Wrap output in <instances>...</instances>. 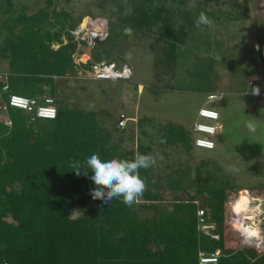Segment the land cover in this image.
I'll return each mask as SVG.
<instances>
[{
  "label": "trees",
  "instance_id": "obj_1",
  "mask_svg": "<svg viewBox=\"0 0 264 264\" xmlns=\"http://www.w3.org/2000/svg\"><path fill=\"white\" fill-rule=\"evenodd\" d=\"M154 2L130 0L133 8L121 20L134 34L161 23V32L170 38L167 58L173 61L176 44L184 42L187 33L183 25L177 29L170 19H163L164 8H152ZM119 9L123 11L124 5ZM44 10L29 12L26 5L16 7L13 0L0 1V54L8 59V68L0 75V113L5 110L12 121L7 125L0 118V264H264V248L250 244L253 241L235 228L244 231L235 200L245 187L223 175L213 177L205 160L195 170L188 163L180 168L182 161L178 170L169 163L160 167V159L155 166L140 169L147 188L131 207L116 198L108 205L92 199L89 193L95 185L85 166L92 154L102 160H131L137 152L168 155L163 149L172 147L191 156L198 147L191 129L168 121L159 127L158 137L166 142L159 141L158 154L139 135L127 134L128 123L122 127L114 120L106 125L96 111L61 105L56 95L59 82L79 67L88 69L91 60L75 61L77 22L72 13L54 9L55 21L47 22ZM184 13L190 18L192 14L198 17L200 11ZM85 19L86 26H94L84 14L80 27ZM100 21L104 27L105 20ZM54 22L60 24L55 31ZM120 35L121 29L110 22L106 39L94 46L93 60L114 63L119 59L113 48ZM156 64L164 67L159 59ZM11 93L56 95L57 116L36 125L42 120H32V114L8 104ZM144 122L140 118L136 124L140 128ZM74 161L88 174L77 176L71 167ZM204 167L208 172L203 178ZM240 206H244L242 201ZM218 250L215 262H201V253L211 255Z\"/></svg>",
  "mask_w": 264,
  "mask_h": 264
},
{
  "label": "rangeland",
  "instance_id": "obj_2",
  "mask_svg": "<svg viewBox=\"0 0 264 264\" xmlns=\"http://www.w3.org/2000/svg\"><path fill=\"white\" fill-rule=\"evenodd\" d=\"M13 1L16 7L26 5L29 12L44 7L47 22L55 21L54 9L72 13L77 22V30L73 32L77 41L74 55L77 63L93 60L94 46L100 39H106L110 22L117 30L121 29L113 48V54L119 59L114 63L119 69L127 67L130 76L120 81H100L89 77L79 67L70 73L68 79L59 82L56 95L61 105L96 111L99 120L106 125H111L114 120L119 124L125 115L129 118L127 134L139 135L158 154L161 151L160 125L173 121L190 129L199 120L200 107L218 110V121L200 119L222 124L221 130L213 137L214 149L196 148L191 156H187L174 147L165 148L163 151L169 153H162L163 159L158 161V166L169 163L170 168L178 170L182 161L184 165L180 168L188 163L195 170L197 164L205 160L213 177L223 175L245 187L236 200V205L239 199L244 204L241 209V206L237 207L238 218L250 238L264 239L257 222L259 205L256 207L250 202L251 196H264V0H186V3L155 0L151 7H163V19H170L177 29L183 25L187 33L184 42H177L173 61L167 58L170 38L166 31L161 32V23L134 34L133 28L121 20L133 8L130 0ZM240 4H247V8L239 7ZM122 5L124 10L120 11ZM190 9L204 12L212 20V27L197 28L194 24L196 15L188 18L184 13ZM84 14L91 17L94 26H86L89 17L82 27L79 26V19ZM238 14L242 18H234ZM99 19L105 20L104 27ZM89 27L94 29L89 30ZM59 28L60 24L55 23L53 30ZM126 28L131 29L130 35L125 34ZM83 40L87 43L83 44ZM57 46L52 44V47ZM169 57H172L171 53ZM158 59L164 62V67L156 64ZM7 68L8 59L0 54V75ZM257 88L259 93L254 94ZM1 93L0 105L3 103ZM210 93H223V96L208 101ZM2 115L6 116V113L3 111ZM140 118L145 122L139 128L136 123ZM41 120L35 122L36 125L49 122ZM250 120L257 126L254 133L246 127ZM141 129L145 133L142 134ZM227 168L238 171H226ZM208 169L203 168V178ZM204 231L209 232L206 227Z\"/></svg>",
  "mask_w": 264,
  "mask_h": 264
},
{
  "label": "clouds",
  "instance_id": "obj_3",
  "mask_svg": "<svg viewBox=\"0 0 264 264\" xmlns=\"http://www.w3.org/2000/svg\"><path fill=\"white\" fill-rule=\"evenodd\" d=\"M194 24L197 28H203L205 26L211 28L213 22L204 12H200L198 17L194 19ZM125 34L130 35L131 29L126 28ZM124 69H128V68L123 67L119 70L124 71ZM127 74H129L130 76V73L127 72ZM129 76L127 75L113 76L111 79L128 78ZM258 93H259V89L258 88L254 89V94H258ZM198 118L199 120L201 119L199 115ZM207 121H211V120H207ZM194 123L191 127V130L193 132V137L195 139V136H199V135L195 133L193 130ZM208 123L215 124L216 122H208ZM220 125L222 128V124ZM246 127L250 132L253 133L256 132L257 130L256 124L251 120L246 122ZM221 128L218 130V132L221 130ZM216 134L212 136V139ZM213 141L215 142L214 139ZM160 142L165 143L166 141L161 140ZM193 143L198 148L211 150L216 147V142H215V146L212 148L196 145L194 140ZM157 159H163V157L162 156L155 157L151 154H140L139 152H137L135 154L134 159L131 160L118 159V158H110V159L102 160L98 154H92L90 157L86 158L85 160V166L89 169V171L92 172V175L90 176V180L95 185V188L91 189L89 194L91 195L93 200L99 199L107 205L114 198L120 199L124 205L129 207H131L134 203H139L147 188L146 181L140 176V169H148L150 167L155 166L157 163ZM71 167L73 168V171L77 176H80L83 173L80 170L81 165L79 162L74 161ZM226 171H238V169L227 168ZM88 172L83 174L87 175ZM232 210L234 214L235 212L234 206H232ZM238 231L242 234L244 238L243 232L241 230ZM250 244H256L255 239Z\"/></svg>",
  "mask_w": 264,
  "mask_h": 264
},
{
  "label": "built area",
  "instance_id": "obj_4",
  "mask_svg": "<svg viewBox=\"0 0 264 264\" xmlns=\"http://www.w3.org/2000/svg\"><path fill=\"white\" fill-rule=\"evenodd\" d=\"M87 63V62H86ZM80 64V63H78ZM89 74V77L95 79V80H109L113 76H122L127 75V72H129V69H124V71H121L117 68V65L115 63H105L103 61H94L91 60L90 66L88 69H83ZM57 78V76H54ZM7 89V86L4 87V90ZM264 95V94H263ZM221 96H223V93H210L208 95V101H213L215 99H219ZM55 96H52L50 94H41L36 96H25L18 93H11L9 94L8 104L14 108H18L28 114H32V120L35 119H54L57 116V107L55 105ZM1 107V106H0ZM5 113L6 111L3 110ZM2 111V112H3ZM1 112V114H2ZM198 115L201 119L211 120V121H217L220 118V112L213 108L208 107H201L198 111ZM7 117V118H5ZM1 120H3L7 125H12L11 119L8 117L7 113L6 116L2 115ZM125 115L119 120L120 126H125L127 124V121L129 118ZM221 128V125L217 122L215 124L208 123L203 120H199L194 123L193 130L195 133H197L199 136H195L194 142L196 145L204 146L208 148H212L215 146V142L212 139V136L218 132V130ZM205 133V134H204ZM257 195V194H256ZM255 203L256 207L259 205V209L257 210V213L259 214L257 216V222L259 225V230L261 233V236L264 237V231L262 229V225L264 223V196H251V204ZM199 213L202 215L203 211H199ZM234 215L236 216V213L234 212ZM236 220V217H235ZM236 229L239 230L238 227L235 226ZM256 245L260 242L261 244H258L257 246L264 248V239L259 240L257 237H254ZM220 254V251H216L215 253H212L211 255H204L201 253V262H215Z\"/></svg>",
  "mask_w": 264,
  "mask_h": 264
},
{
  "label": "bare ground",
  "instance_id": "obj_5",
  "mask_svg": "<svg viewBox=\"0 0 264 264\" xmlns=\"http://www.w3.org/2000/svg\"><path fill=\"white\" fill-rule=\"evenodd\" d=\"M238 201H240V199L238 200ZM238 201H237V207H240V205H239V203H238ZM247 201H250L249 199L247 200ZM251 202V201H250ZM237 211H238V208H237ZM239 220V219H238ZM242 231V230H241ZM243 233H245V235L247 236V238L249 239V240H251V241H254V239L253 238H250L249 237V235L247 234V232H245V231H242Z\"/></svg>",
  "mask_w": 264,
  "mask_h": 264
},
{
  "label": "crops",
  "instance_id": "obj_6",
  "mask_svg": "<svg viewBox=\"0 0 264 264\" xmlns=\"http://www.w3.org/2000/svg\"><path fill=\"white\" fill-rule=\"evenodd\" d=\"M192 127V126H191ZM191 127H190V129H191Z\"/></svg>",
  "mask_w": 264,
  "mask_h": 264
}]
</instances>
